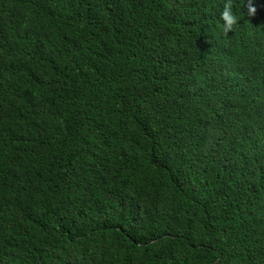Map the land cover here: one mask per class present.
<instances>
[{
  "label": "trees",
  "instance_id": "obj_1",
  "mask_svg": "<svg viewBox=\"0 0 264 264\" xmlns=\"http://www.w3.org/2000/svg\"><path fill=\"white\" fill-rule=\"evenodd\" d=\"M0 0V264H264V0Z\"/></svg>",
  "mask_w": 264,
  "mask_h": 264
},
{
  "label": "clouds",
  "instance_id": "obj_2",
  "mask_svg": "<svg viewBox=\"0 0 264 264\" xmlns=\"http://www.w3.org/2000/svg\"><path fill=\"white\" fill-rule=\"evenodd\" d=\"M234 0H226L223 5L222 11H220L219 19L221 24V34L227 36L229 32H232L234 26L238 22L237 16L233 12ZM256 12V8L253 6V0H248L247 15L252 16Z\"/></svg>",
  "mask_w": 264,
  "mask_h": 264
}]
</instances>
